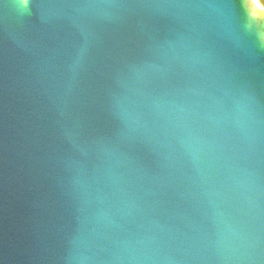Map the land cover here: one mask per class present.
Here are the masks:
<instances>
[{
  "label": "water",
  "instance_id": "obj_1",
  "mask_svg": "<svg viewBox=\"0 0 264 264\" xmlns=\"http://www.w3.org/2000/svg\"><path fill=\"white\" fill-rule=\"evenodd\" d=\"M0 264H264V0H0Z\"/></svg>",
  "mask_w": 264,
  "mask_h": 264
}]
</instances>
